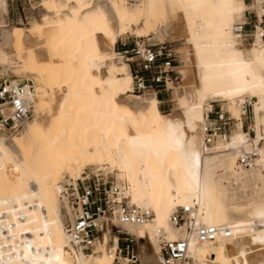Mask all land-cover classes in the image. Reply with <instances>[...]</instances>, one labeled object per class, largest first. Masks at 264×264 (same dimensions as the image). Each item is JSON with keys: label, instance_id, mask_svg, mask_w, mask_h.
Returning <instances> with one entry per match:
<instances>
[{"label": "bare ground", "instance_id": "1", "mask_svg": "<svg viewBox=\"0 0 264 264\" xmlns=\"http://www.w3.org/2000/svg\"><path fill=\"white\" fill-rule=\"evenodd\" d=\"M263 0H41L29 33L6 22L0 0V72L32 81V115L17 134L0 136V260L3 264H116L118 240L103 233L93 252H77L63 231L59 198L87 168L110 174L129 203L153 212L144 225H122L144 240L157 264L158 237H185L170 223L194 207L198 225L228 237H188L183 264H264V43L243 48L235 27ZM125 35L181 41L171 83L174 112L163 114L150 89L133 90L115 45ZM246 99L254 139L242 127ZM236 121L229 138L205 144L213 103ZM3 129V128H2ZM1 132V127H0ZM1 135V134H0ZM255 153L250 169L239 164ZM73 183H63V176ZM252 180L254 191L230 202L225 181ZM260 185V186H259ZM116 224V222H114ZM66 231V227H65Z\"/></svg>", "mask_w": 264, "mask_h": 264}, {"label": "built area", "instance_id": "2", "mask_svg": "<svg viewBox=\"0 0 264 264\" xmlns=\"http://www.w3.org/2000/svg\"><path fill=\"white\" fill-rule=\"evenodd\" d=\"M251 12L254 13L252 24ZM245 15V23L235 27L241 45L246 42L250 45L257 33L264 43V0L261 3L260 17L254 10H246ZM250 24L251 30H245ZM117 54L128 64L133 77L134 91L150 89L157 94L160 90H168V83L173 81V68L177 62L175 49L171 44L163 42L153 46L135 40L129 46L122 43V48L117 49ZM33 92L32 81L26 80L12 85L5 79L0 80L1 128L11 134L22 129L32 115ZM246 104L250 105L248 102ZM246 106L242 116L246 113ZM227 114L221 108L208 112L204 125L206 145L210 146L218 137L229 138L230 121L233 119ZM254 158V154L248 153L241 156L238 161L240 165L250 168L254 164ZM62 194L66 197L72 213L71 220L66 223V232L77 252L92 253L96 243L110 226V231L126 235L121 238L126 243L123 248L119 247L120 237L117 236L118 253L121 254L125 250L128 255L130 243L136 240V237L126 233L122 225H144L154 216L151 210L129 203L126 190L117 187L113 181L99 172L84 174L82 178L76 180L75 185H66ZM170 223L177 229H183L185 237L168 240L161 234L154 249L157 264H183L188 260L189 236H193L198 243H203L214 242L218 236L230 235L229 229L224 226L198 225L195 221L194 207L190 205L177 207L170 215ZM131 257L136 259L133 254ZM0 264H3L1 260Z\"/></svg>", "mask_w": 264, "mask_h": 264}, {"label": "rangeland", "instance_id": "3", "mask_svg": "<svg viewBox=\"0 0 264 264\" xmlns=\"http://www.w3.org/2000/svg\"><path fill=\"white\" fill-rule=\"evenodd\" d=\"M138 1L139 0H133V1L128 0V2L130 4H136ZM6 2H7V14H6L7 15V20H6L7 25L11 28L20 27L23 29V31L25 33H29V31L33 27L34 22L37 18L38 6L41 3V0H6ZM245 3L249 6H252L254 4V0H245ZM249 10H254L256 12L255 8H252ZM253 14H254L253 12H251V14H250L251 24L253 23V19H254ZM251 24L247 25L245 27V30H247V31L251 30V28H252ZM135 40H140L144 43H148V44L153 45V46L157 45L158 43H161V41L155 35H149V36H146L143 38H136L132 35H125V36H122L118 39V41L115 45L116 51H117V49L122 48V43H125L127 46H129ZM165 42L171 44L173 46V48L175 49L176 60H177L175 67H178L180 65V56H181V53L178 52V48L181 46V44L183 42H181V41H165ZM250 42L251 41L249 40V43ZM242 46H243V48H249L250 45H248V42H246ZM122 61L127 63L124 59H122ZM174 74H175V72L173 71V75ZM11 75H6L3 72H0V80L2 81L5 79L9 82L19 81L18 77H13ZM21 79H23V80H21ZM20 80H21L20 82H24L23 77H21ZM173 81H174V77H173ZM171 83H168V90L167 91L166 90H160L156 94L159 101H160V103L158 105L159 109L163 114H171L174 112L173 102H172V90L170 89ZM155 90H157V89H155ZM135 92L138 94L142 93V91L141 92L135 91ZM247 102L250 103V105L246 104ZM246 103H245V105H247L246 106V113H245V115L242 116V122H243L242 127H243V130L245 132L249 133L250 140H253L254 139V131L252 130V123H253L252 107H251V102L249 99H246ZM220 108L222 109V105L220 103H218V102L213 103L212 109L214 111L217 109H220ZM223 112L227 113L226 111H223ZM235 124H236V121L234 119L232 121H230V132H231V130L234 129ZM0 134H1L0 136L6 140V139H9L11 135H14L17 133L11 134L7 130L5 131V129L1 128ZM248 153L251 154V152H245V154H248ZM255 153L256 152H254V155H255ZM256 158H257V156L255 157V159ZM244 169H250V168H244ZM88 172H95V171H94V169L87 168L85 170L84 174H86ZM99 173H101V175H105L106 177L109 178L110 181L114 182V179L110 174H107L106 172H103V171H99ZM83 175H82V177H83ZM63 180L64 181H63V183H61V185L65 184L66 182L73 183L72 180H69L68 178H66L65 175L63 176ZM251 181L252 180H249V178L248 179H246V178H243V179L229 178L227 181H225L224 185L226 186L229 201L230 202H239V201L241 202V201L245 200L246 197L249 196L255 190L254 189L255 185L252 184ZM59 205H60V219L62 222L63 231L66 232L65 227H66V223L68 222L67 218H69V216L66 214V212L64 210L63 201L61 198H59ZM110 230H111L110 226H108L109 244L113 243L114 237L117 238V236H119L120 237L119 247L123 248L126 243L121 238L125 237L126 235L125 234H118V233H115L114 231H110ZM126 233L130 234L128 231H126ZM145 246H146V242L144 240H138V239L133 240V242L130 243L128 255L126 254L125 250H123L121 254H119L117 251V257H120V259L116 261V264H149L145 258L144 253H143V250H144L143 248ZM83 254H85L86 256L88 255V253H83ZM131 254H133L136 257V259H133L131 257ZM127 258L129 259V261ZM133 260L135 262H132Z\"/></svg>", "mask_w": 264, "mask_h": 264}]
</instances>
